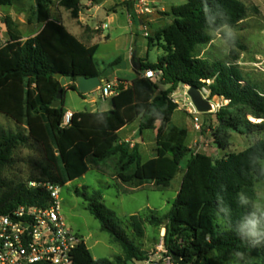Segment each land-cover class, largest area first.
Segmentation results:
<instances>
[{
  "label": "trees",
  "instance_id": "16d2710c",
  "mask_svg": "<svg viewBox=\"0 0 264 264\" xmlns=\"http://www.w3.org/2000/svg\"><path fill=\"white\" fill-rule=\"evenodd\" d=\"M13 1L0 0V5L11 6ZM52 4V0H36L33 21L43 25L36 36L0 47V113L27 130L26 135L0 127V214L20 205L43 206L48 202L46 190L30 188L28 182L64 187L83 178L93 162L113 161L115 177L126 193L148 185L166 191L191 156L170 211L163 217L151 212L147 219L137 215L129 218L135 237H145L146 223L163 226L164 247L173 258L178 257L174 264H226L231 254H248L251 238L240 229L253 210L255 185L264 181V137L243 152L215 160L186 145V130L169 127L163 134L179 109L172 95L180 86L206 88L210 100L219 97L228 102L215 113L217 124L211 129L219 149L231 147L232 133L264 134V93L246 81L238 67L236 49L245 51V46L237 38L232 45L222 34L231 48L229 61L211 63L196 56L197 49L210 44L224 24L232 28L241 24L248 8L239 0H186L170 13L157 12L159 17L172 19L148 37L149 46H159L164 54L155 64L134 59L137 78L128 85L118 80L119 93L111 98L110 111L76 112L71 125L62 128L66 92H76L81 98L85 95L78 92L75 83L69 84L63 88L61 106L53 108L59 93L58 75L75 80L100 76L101 72L95 60L98 46L84 45L52 18ZM59 4L78 19L80 0H61ZM147 70L162 73L157 83L142 77ZM160 86L168 88L157 95ZM136 121L141 132L161 124L155 156L146 162L137 145L132 147L119 138V132ZM27 145L39 149L42 156L35 165L36 173L26 183L5 179L3 172L13 166L15 151ZM75 193L87 203L101 230L120 244L123 256L115 261L95 260L82 243L74 253V264H130L148 258L123 229L116 213L102 203L100 191L84 187ZM238 193L250 202L238 203Z\"/></svg>",
  "mask_w": 264,
  "mask_h": 264
},
{
  "label": "rangeland",
  "instance_id": "374dc122",
  "mask_svg": "<svg viewBox=\"0 0 264 264\" xmlns=\"http://www.w3.org/2000/svg\"><path fill=\"white\" fill-rule=\"evenodd\" d=\"M53 1V0H52ZM55 1V2H54ZM51 6L52 18L59 17L74 20L70 13L62 8L59 4L60 0H54ZM111 2L109 3H112ZM180 0H156L161 7H169L171 3L178 4ZM249 10L248 16L236 27H233L236 37L242 45L245 46V51L236 49L239 54L238 67L246 81L256 85L258 89L264 93V0H239ZM89 0H82L83 11L85 15L93 16L95 11L88 12ZM36 0H14L11 6L0 5V47L8 41L19 39L25 40V36H30L36 30L34 10ZM179 5V4H178ZM59 13V14H58ZM62 13V14H61ZM59 15V16H58ZM159 29L163 26L171 24V18L161 15ZM98 20V19H97ZM121 32L106 30L105 34H110L113 40L109 44H102L99 52L96 54V60L101 67H104L110 62L112 54L117 50V42L114 40ZM222 34H226V29L214 34V40L208 44L200 46L196 51V56L203 58L209 62H227L230 60L229 54L231 48L227 44ZM136 45H131L133 50L136 49V56L142 54V44H148L149 40L139 34L136 37ZM130 53V52H129ZM128 53V54H129ZM164 54L161 48H151L149 52V62L156 63ZM122 76L129 82L133 81L137 76L135 70L129 68L122 73ZM112 77L110 78V80ZM209 83V82H208ZM204 90V89H203ZM207 97L210 93L208 89ZM187 87L180 86L179 89L172 95V98L178 103L179 110H176L172 116V125L187 131L186 145L190 146L195 152L196 145L200 147L198 152L212 156L215 160L224 158L227 154L240 153L251 147L258 140L264 137L263 133H254L251 135H240L232 133L231 147L224 151L219 149L213 141L211 129L217 124L215 113L227 103L219 98H213L216 109L212 114H201L199 119L202 127L201 131L195 130L194 121L186 111L185 100L187 99ZM65 110L72 111H91L97 110L98 107L110 104V99H103L101 91L92 93L88 101L95 100L91 105L85 102L77 93L67 92ZM94 107V108H93ZM250 121V119H249ZM252 123V121H250ZM260 123V121L258 122ZM0 127L11 133H24L27 135V130L24 126H18L13 120L7 118L0 113ZM161 124L155 130H146L141 132L139 129V121L126 126L119 133L120 140L131 138L140 146V152L144 160L153 157V149L155 148L157 136L160 133ZM136 132V134H134ZM197 143V144H196ZM39 149L27 145L18 148L14 153V164L3 172V177L8 180L22 181L26 183L32 174L36 173L35 165L41 160ZM191 156H188L189 160ZM187 160L183 162L180 173L176 176L172 183V187L166 191H157L151 186H145L135 192H124L123 186L116 179V168L113 161L99 163L93 162L90 165L89 172L80 179H77L64 187H59L61 213L66 224L75 232L80 234L86 243L95 260L115 259L123 256V250L108 233L101 230L100 223L92 216L87 209V203L82 197L76 195L75 190H82L88 187L89 191H100L103 195L102 203L110 210L116 213L118 219L123 222L128 236L136 243L139 248L148 254V257L153 259L161 258V251L164 247L165 228H155L148 223L145 224V237L138 239L131 227L129 226V218L131 216H141L147 219L151 212L163 217L171 209V204L177 196V191L181 186V181L186 169ZM264 168V162L262 163ZM264 181L258 182L255 185V195L252 203H264ZM213 256H218L213 253ZM221 260H224L221 258ZM226 264H262L264 263V238L260 239L259 244L253 245L248 254H231L227 257ZM131 264V263H130Z\"/></svg>",
  "mask_w": 264,
  "mask_h": 264
},
{
  "label": "built area",
  "instance_id": "2783aa9c",
  "mask_svg": "<svg viewBox=\"0 0 264 264\" xmlns=\"http://www.w3.org/2000/svg\"><path fill=\"white\" fill-rule=\"evenodd\" d=\"M133 3L135 15L145 18L146 24L147 19L157 13L154 0H133ZM144 33L149 37L147 25L144 27ZM161 76V72L153 70H147L142 74L143 78L152 81L159 80ZM99 90L103 99L115 97L119 93L118 83H104ZM203 91L215 111L213 99L210 100L206 96L208 92L205 89ZM174 102L177 103L175 100ZM185 104L187 113L194 117L195 130L201 131L200 113L188 95ZM73 118L74 113L66 111L61 127H69ZM28 185L34 189H45L49 200L43 206L20 205L7 214H0V264H74V253L85 240L66 224L62 216L59 187L52 183L36 181H30ZM161 248L160 259L148 257L142 261L135 260L131 264H174V258L165 247Z\"/></svg>",
  "mask_w": 264,
  "mask_h": 264
},
{
  "label": "crops",
  "instance_id": "0c3cea01",
  "mask_svg": "<svg viewBox=\"0 0 264 264\" xmlns=\"http://www.w3.org/2000/svg\"><path fill=\"white\" fill-rule=\"evenodd\" d=\"M60 1H59V3H60ZM154 1L156 2V0H154ZM109 2H111V0H104L102 3H96L92 0H89L88 12L95 11V14L93 16H89V15L84 14L82 0H80V11H79L78 19H74L72 21H69L68 19H64V18L59 17L57 20L67 29L68 32H70L73 36H75L84 45H86V46L97 45L98 46L97 53L99 52L100 46L102 44H109L113 41L111 39L110 34H105L106 30H112L113 26H114V29L116 31H120L121 33L114 39L117 42V50H116V52H114L112 54L110 62L108 64H106L104 67H101L100 64L96 60V56H95V60H96V63L98 65V69L101 72V74H103L110 67H115L122 62L125 63L126 68L125 69H115L114 73L111 76L112 79L109 80V82L118 83V80H123L128 85L132 81L131 82L127 81L122 76V73L127 71L129 68H132V70H135L134 59L145 60L147 63H150L148 59H149V52H150L151 48L152 47L153 48H156V47L159 48V46H151L150 47L149 42L147 45L142 44L141 47L143 49V52L138 57L136 56V49L133 50V53H131L132 49H131V47L128 49V47L131 45H136V43H137L136 37L139 34H141L146 39H148V37H146V35L144 33L145 25L148 26L149 35L152 36L158 30L159 27H162L159 24L163 21H161L162 17H159L155 13L154 15H151L149 17V19H147L148 22L146 24L145 23L146 19L139 18L135 15L133 0H114V1H112V3H109ZM179 2H180V3H178L179 5L175 4V3H171L170 8L169 7H161L158 5V3H156L157 12L170 13L174 7L181 6V5L185 4L186 0H180ZM127 3H129V4L127 5ZM67 12H69V11H67ZM51 15H52V12H51ZM169 18H171V17H169ZM170 20H172V19H170ZM35 24L37 25L36 30H34V33L31 34L30 36H25V38H24L25 40L30 38V37L36 36L42 30L43 25L38 24L36 22H35ZM103 27H105V28H103ZM163 27H165V26H163ZM21 40H23V39H21ZM151 64H155V63H151ZM135 78H137V76ZM158 81L159 80L154 81V82L157 83ZM107 82H108V79H106L104 83H107ZM167 88L168 87H166V86H160V88L157 92V95H159L160 92L167 90ZM97 91H100V90H97ZM67 92H73V91L68 90ZM67 92H66V94H67ZM92 93H95V91L85 95V97L82 98L85 102H89L91 105H93L95 103L94 99H91L90 101H88V98ZM66 94H65V96H66ZM109 99H110L109 105H104L102 107H98L97 110L93 109L91 111H83V112H91V113L108 112L112 109L111 98H109ZM65 105H66V98L64 100V108H65ZM65 111H71L73 113L80 112V111H72V110H65ZM171 119L166 124V127L163 131V134L167 131V129L169 127L179 128L175 125H172ZM124 129H122L120 132H122ZM134 134H136V132H134ZM121 141L127 142V143L130 142V144L133 146L137 145L139 147V150H140L139 144L137 142H135L134 140H132L130 137L126 138L124 140H121ZM199 147H200V145L199 146L196 145L195 151H197V149ZM155 148H156V146H155ZM155 148L153 149V157L155 156ZM153 157H151V158H153ZM151 158H149V159H151ZM149 159H147V160L143 159V161L146 162ZM181 183H182V181H181ZM180 188H181V186H180ZM180 188L178 189L177 194H178Z\"/></svg>",
  "mask_w": 264,
  "mask_h": 264
},
{
  "label": "water",
  "instance_id": "95a60500",
  "mask_svg": "<svg viewBox=\"0 0 264 264\" xmlns=\"http://www.w3.org/2000/svg\"><path fill=\"white\" fill-rule=\"evenodd\" d=\"M125 68H126V64L122 62L115 67L108 68L100 76H95L92 78L80 76L75 80H73L71 77H63V75H58V79L60 80L59 93L52 107L59 108L61 106L63 99V88L68 86L69 84L75 83L78 92L87 95L91 92L99 90L104 84L105 80L109 79L112 76L115 69H125ZM187 87H188L187 95L189 96L190 100L192 101L193 105L196 107L199 113L211 114L214 112L213 105L208 99L205 98L203 90H199L195 87H190V86ZM174 261H178V257H174Z\"/></svg>",
  "mask_w": 264,
  "mask_h": 264
},
{
  "label": "clouds",
  "instance_id": "9594fccd",
  "mask_svg": "<svg viewBox=\"0 0 264 264\" xmlns=\"http://www.w3.org/2000/svg\"><path fill=\"white\" fill-rule=\"evenodd\" d=\"M226 29V36L232 41V45L235 41L236 33L232 26L224 24ZM238 203L248 204L249 198L243 193H238ZM264 199V198H261ZM253 210L249 215L244 218V223L241 225V231L246 230V235L251 238L253 245L259 244L260 239L264 238V203L255 202L252 204Z\"/></svg>",
  "mask_w": 264,
  "mask_h": 264
}]
</instances>
